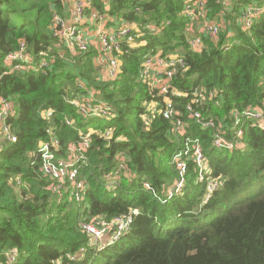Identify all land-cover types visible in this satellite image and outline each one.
<instances>
[{
  "label": "trees",
  "instance_id": "trees-1",
  "mask_svg": "<svg viewBox=\"0 0 264 264\" xmlns=\"http://www.w3.org/2000/svg\"><path fill=\"white\" fill-rule=\"evenodd\" d=\"M67 0H0V96L14 103L9 120L13 143L0 149V263L1 264H264V130L247 125L231 151L211 145L212 131L194 124L176 98L186 123L183 137L159 115L150 116L144 102H153L141 79L144 58L180 55L185 68L171 86L182 94L213 93L201 112L216 122L229 123L231 111L264 102V13L248 30L237 24L240 9L264 0H237L224 14L219 0H207L210 20L222 25L217 40L203 38L204 48L193 52L182 14L183 0H99L88 14H104L107 24L121 22L135 28L133 46L122 45L119 72L101 80L94 64L97 51L71 55L49 32L53 15H63ZM149 27L159 29L157 33ZM26 44L37 58L48 51L51 66L40 72L5 74L4 57ZM82 80L111 111L108 120L84 119L67 99L83 93ZM155 92V90H153ZM51 111L49 120L42 113ZM74 122L70 127L65 124ZM112 128L110 139L93 134L87 164L81 175L86 190L81 207L68 195L53 194L39 172V142L56 135L61 153L77 141L78 131ZM188 137L199 140L209 167L205 179L217 182L206 200V183L198 181L193 161L186 162L179 195L161 204L141 189L147 182L158 197L175 181L172 155ZM125 156L126 176L115 191L105 188L104 176ZM83 210V211H82ZM134 211L128 232L111 245L94 247L79 230L83 216L110 220ZM12 251L9 263L3 254Z\"/></svg>",
  "mask_w": 264,
  "mask_h": 264
},
{
  "label": "built area",
  "instance_id": "built-area-1",
  "mask_svg": "<svg viewBox=\"0 0 264 264\" xmlns=\"http://www.w3.org/2000/svg\"><path fill=\"white\" fill-rule=\"evenodd\" d=\"M94 1L99 0H71V18L66 19L63 15L54 14L49 26V32L59 42L69 50L75 52L71 55L84 54L91 50L96 41L97 57L94 64L103 67L102 77L107 80H114L119 72V55L122 53V45L133 46L136 34L127 24L113 22L107 24L106 16L94 12L88 14ZM209 8L207 0H183L182 14L187 19V31L195 25L196 32L199 34L187 35L186 43L193 52H201L204 48L203 38L217 40L222 25L212 21L208 17ZM264 13V3L250 2L244 5L239 12L237 24L242 30H248L253 23ZM94 22L97 25L95 33H91L90 25ZM88 27V29H87ZM149 31L157 33L159 29L149 27ZM48 51L40 52L35 58L27 51L26 44L19 41L17 48L4 57L5 74L40 72L46 74L51 62L48 59ZM185 68V62L180 55L161 57L160 55H149L144 58L141 70V79L150 88L151 97H157L153 102H144L149 115L143 118L144 125L150 122V116L159 115L172 125V134L176 137H183L185 134L186 123L182 117L181 110L177 107L176 98L187 97L188 100L183 106L184 113L192 122L202 129L212 131L211 145L217 150L231 151L241 147L239 139L243 135L244 128L259 127L264 130V102L261 106L246 107L242 111L234 110L229 114V123L222 124L216 122L210 116H204L201 107L206 100L213 98V93L182 94L171 86V81L179 69ZM76 88L83 93L76 97L67 99V102L75 112L84 119L108 120L111 117L110 107L102 100L94 97V92L82 80L76 81ZM155 90V92H153ZM14 113V103L11 98L0 96V149L4 142L13 143L16 136L12 133L9 120ZM51 111L42 113L44 119L49 120ZM67 126H74V122L65 120ZM113 129L106 128L103 131L89 129L86 132L78 131L77 141L67 146L66 153H61V148L56 135L49 130V139L39 142L37 156L39 158V172L41 176L49 181V190L53 194H66L77 206L83 205L86 183L81 171L87 164V151L90 148L93 134L99 138L110 139ZM119 161L117 167L104 176L105 188L108 191H115L120 183V177L126 176L124 165L125 156L122 152L117 154ZM193 161L198 171V181L206 183V200L212 191L217 188V182L212 179H205L209 174V167L202 152L201 144L197 139L185 137L180 142L176 152L172 155L171 165L176 171L175 181L166 186L164 197H158L155 190L147 182L141 183V189L150 193L161 204L167 202L176 195H179L183 188L186 173V162ZM83 211V210H82ZM134 211L116 216L110 220L103 217L83 216L78 221L79 230L89 237L91 245L102 247L113 244L119 237L128 232L132 223ZM104 236L108 239L103 243ZM9 263L15 261V254L7 251L3 254ZM1 264V263H0Z\"/></svg>",
  "mask_w": 264,
  "mask_h": 264
},
{
  "label": "crops",
  "instance_id": "crops-1",
  "mask_svg": "<svg viewBox=\"0 0 264 264\" xmlns=\"http://www.w3.org/2000/svg\"><path fill=\"white\" fill-rule=\"evenodd\" d=\"M235 1H237V0H219V4L222 7L221 12H223V14H224L226 11H228L233 6V3ZM71 14H72L71 0H67L66 4H65V9L63 11V16L66 17V19H69V18H71ZM106 21H108L107 18H106ZM94 26L96 27L95 30L93 29ZM130 27L136 32V30L133 27V25L130 26ZM193 27H194L193 30L194 29L196 30L195 25H193ZM96 30H97V25L94 22H92V24L90 25L91 33H95ZM96 47H97V44H96V41H94L92 48L96 49ZM67 51L69 53L70 52L72 53V50H69L68 48H67ZM96 57H95V59H96ZM95 66L97 68L98 77L100 79V75L102 74L103 67L101 66V63L100 64L97 63V64H95ZM98 67H99V69H98ZM101 80H107V79H106V77H102ZM107 239H108V236H104L101 244L103 245V243Z\"/></svg>",
  "mask_w": 264,
  "mask_h": 264
},
{
  "label": "rangeland",
  "instance_id": "rangeland-1",
  "mask_svg": "<svg viewBox=\"0 0 264 264\" xmlns=\"http://www.w3.org/2000/svg\"><path fill=\"white\" fill-rule=\"evenodd\" d=\"M192 26H193V25H192ZM196 27H197V26H196ZM95 28H96V27L94 26L93 29L95 30ZM190 28H191V30H189V34H190V35H193V34H199V33L196 32L195 29L193 30L194 27H193V28L190 27ZM87 29H88V27H87ZM74 52H75V51L72 49V54H73ZM156 54H157V55H160V52H157V53H155V54H153V55H156ZM98 69H99V67H98ZM198 93H200V92H198ZM202 100L206 101V97H205V95L202 96Z\"/></svg>",
  "mask_w": 264,
  "mask_h": 264
}]
</instances>
